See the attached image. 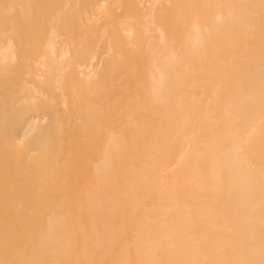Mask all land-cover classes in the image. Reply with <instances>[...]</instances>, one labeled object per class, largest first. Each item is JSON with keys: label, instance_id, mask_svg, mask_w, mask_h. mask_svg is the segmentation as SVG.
Returning <instances> with one entry per match:
<instances>
[{"label": "bare ground", "instance_id": "bare-ground-1", "mask_svg": "<svg viewBox=\"0 0 264 264\" xmlns=\"http://www.w3.org/2000/svg\"><path fill=\"white\" fill-rule=\"evenodd\" d=\"M0 264H264V0H0Z\"/></svg>", "mask_w": 264, "mask_h": 264}]
</instances>
